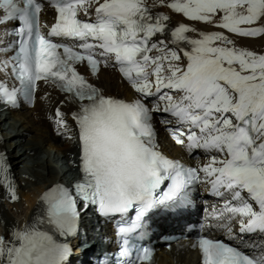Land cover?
<instances>
[{"label":"snow or ice","instance_id":"6c2138e0","mask_svg":"<svg viewBox=\"0 0 264 264\" xmlns=\"http://www.w3.org/2000/svg\"><path fill=\"white\" fill-rule=\"evenodd\" d=\"M49 2L56 22L44 34L39 0H0V24L18 21L11 31L5 29L6 35L17 39L0 48V53L14 50L10 59L0 61V69L11 67L19 82L11 89L0 83V102L15 106L18 95L30 98L41 80L79 102L72 119L78 129L81 178L72 186L74 194L63 186L46 191L39 220L11 230L7 239L0 236V264H64L67 245L42 226H53L60 236L74 235L78 200L85 208L96 206L104 217L134 211L130 223L119 227L122 245L115 264H145L151 251H133L129 235L153 208L184 205L193 182L210 185L211 194L224 199L213 218L236 220L241 234H264V55L235 47L222 32H198L184 24L167 30L164 22L169 18L151 16L144 0ZM93 4L94 21L80 20L79 13L87 16ZM167 7L187 20L240 37L264 36V26H255L264 21V0H173ZM218 14L220 20L214 22ZM168 31V43L163 39L150 43L153 36ZM189 32L198 38L186 35ZM53 37L59 40L54 42ZM153 49L157 55L150 56ZM178 51L188 61L186 68L178 63ZM96 57L105 62L114 59L135 92L145 99L156 97L154 106L148 108L141 99L126 103L100 95L75 69L86 61L95 75L100 63ZM157 112L170 114L181 126L172 129L177 144L183 145L186 137L190 151L202 149L219 156L206 157L208 162L199 168H185L166 158L151 123ZM161 122L167 125L173 120ZM54 123L58 129L68 127L59 108ZM8 173L0 155V184L14 201ZM194 247L199 248L202 264H264V253L250 257L209 238H199ZM98 264H111L110 258L105 256Z\"/></svg>","mask_w":264,"mask_h":264},{"label":"bare ground","instance_id":"6f19581e","mask_svg":"<svg viewBox=\"0 0 264 264\" xmlns=\"http://www.w3.org/2000/svg\"><path fill=\"white\" fill-rule=\"evenodd\" d=\"M172 2L173 0H144V6L148 8L149 14L153 17L163 15L169 18L164 22L167 30L184 24L195 28L198 32H222L234 42L235 47L252 51L257 55H264V36L240 37L227 33L224 29L213 27L212 24L187 20L182 14L175 13L167 7ZM49 16L47 12L44 16L45 20ZM219 20L220 14L214 18V22ZM255 26H264V21ZM186 35L198 38L193 32ZM162 39L168 43L171 39L170 31L165 36L156 34L152 37L151 43H158ZM168 46L175 49L174 45L169 44ZM182 47L190 50L187 44H183ZM178 54L181 57L178 63L181 68H186L187 59L183 52L178 51ZM149 55H157L156 50L153 49ZM97 84L106 96L123 95L129 99L134 94H139L131 85L119 83L118 76L112 70L101 71ZM33 108L34 111L11 113L5 116L4 120H0V134L3 135L0 141V155L5 158V163L9 167L10 187L14 189L16 196L13 201L9 189L0 184V236L6 239L9 238L11 230L22 228L42 217L45 205L41 197L54 183H70L79 172L78 129L72 119V113L78 109L46 84L39 87ZM57 108L64 115L68 125L67 129H58L54 123ZM16 207L18 209L15 211L18 212L20 220L12 217L10 213ZM85 225L86 221H84ZM42 227L44 228L45 225ZM88 239L93 240L92 237ZM55 240L61 243L59 239ZM158 264H196V260L187 253L175 256L174 253H163L159 256Z\"/></svg>","mask_w":264,"mask_h":264},{"label":"rangeland","instance_id":"374dc122","mask_svg":"<svg viewBox=\"0 0 264 264\" xmlns=\"http://www.w3.org/2000/svg\"><path fill=\"white\" fill-rule=\"evenodd\" d=\"M18 207H16L13 211L11 210L10 213L12 214V217H14L15 219H19L20 220V217H18V212H16L15 210H17Z\"/></svg>","mask_w":264,"mask_h":264}]
</instances>
